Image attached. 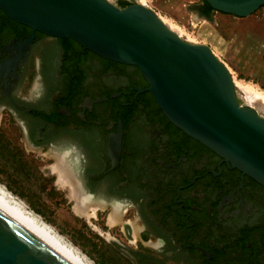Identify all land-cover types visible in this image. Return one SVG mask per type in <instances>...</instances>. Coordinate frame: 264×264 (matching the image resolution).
Wrapping results in <instances>:
<instances>
[{"label":"flooded vegetation","instance_id":"1","mask_svg":"<svg viewBox=\"0 0 264 264\" xmlns=\"http://www.w3.org/2000/svg\"><path fill=\"white\" fill-rule=\"evenodd\" d=\"M149 87L138 67L32 37L0 11V117L55 162L117 251L131 264H264V187L175 127Z\"/></svg>","mask_w":264,"mask_h":264},{"label":"water","instance_id":"2","mask_svg":"<svg viewBox=\"0 0 264 264\" xmlns=\"http://www.w3.org/2000/svg\"><path fill=\"white\" fill-rule=\"evenodd\" d=\"M205 1L240 18L264 6V0ZM0 10L32 29V37L71 39L101 58L138 67L175 127L264 187V116L241 103L229 70L210 47L183 40L140 3L0 0ZM0 264L81 263L0 200Z\"/></svg>","mask_w":264,"mask_h":264},{"label":"rangeland","instance_id":"3","mask_svg":"<svg viewBox=\"0 0 264 264\" xmlns=\"http://www.w3.org/2000/svg\"><path fill=\"white\" fill-rule=\"evenodd\" d=\"M129 1L149 7L183 40L210 47L229 70L241 103L264 116V6L245 18L215 12V24L187 8L201 0ZM54 164L27 149L19 130L0 117V185L94 264H131L113 247L102 221L76 210Z\"/></svg>","mask_w":264,"mask_h":264},{"label":"bare ground","instance_id":"4","mask_svg":"<svg viewBox=\"0 0 264 264\" xmlns=\"http://www.w3.org/2000/svg\"><path fill=\"white\" fill-rule=\"evenodd\" d=\"M172 30V29H171ZM257 98V96H256ZM54 170L57 172L61 182L72 183V172L70 167L66 164L64 159L57 158ZM72 185V184H71ZM73 194L77 195L79 193L78 187L76 185L71 186ZM0 200L12 208L14 211L19 213L25 219L34 224L42 232H44L48 237H50L54 242H56L60 247L67 251L71 256L78 260L81 264H94L87 257L82 255L79 250H77L70 243L66 242L58 233H56L49 225L43 222L38 216L28 211L23 202L14 198L5 188L0 185ZM77 208L79 211H83L82 203L77 202ZM76 208V210H77Z\"/></svg>","mask_w":264,"mask_h":264},{"label":"trees","instance_id":"5","mask_svg":"<svg viewBox=\"0 0 264 264\" xmlns=\"http://www.w3.org/2000/svg\"><path fill=\"white\" fill-rule=\"evenodd\" d=\"M201 4L195 6L194 10L203 18H205L206 20H209V21H212L213 19V15L215 12L214 9H212V7L208 4L207 1L205 0H201ZM131 4H133V2L129 1V0H118V6L120 8H127L129 7ZM1 11V10H0ZM7 18L8 16L6 14H4ZM9 19V18H8ZM11 22L15 23L14 21H12L11 19H9ZM17 24V23H15ZM17 25H20V24H17ZM23 26V25H21ZM26 27V26H24ZM70 41H73L71 39H68Z\"/></svg>","mask_w":264,"mask_h":264}]
</instances>
